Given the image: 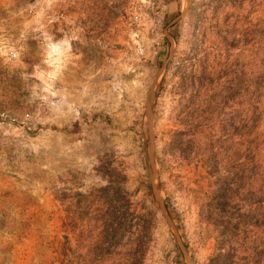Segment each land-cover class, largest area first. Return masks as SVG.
Masks as SVG:
<instances>
[{
    "label": "rangeland",
    "instance_id": "rangeland-1",
    "mask_svg": "<svg viewBox=\"0 0 264 264\" xmlns=\"http://www.w3.org/2000/svg\"><path fill=\"white\" fill-rule=\"evenodd\" d=\"M0 264H264V0H0Z\"/></svg>",
    "mask_w": 264,
    "mask_h": 264
}]
</instances>
